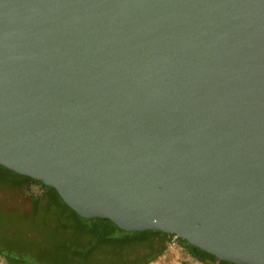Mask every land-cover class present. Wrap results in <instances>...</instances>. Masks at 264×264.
<instances>
[{
  "label": "water",
  "instance_id": "95a60500",
  "mask_svg": "<svg viewBox=\"0 0 264 264\" xmlns=\"http://www.w3.org/2000/svg\"><path fill=\"white\" fill-rule=\"evenodd\" d=\"M0 166L264 264V0H0Z\"/></svg>",
  "mask_w": 264,
  "mask_h": 264
},
{
  "label": "trees",
  "instance_id": "16d2710c",
  "mask_svg": "<svg viewBox=\"0 0 264 264\" xmlns=\"http://www.w3.org/2000/svg\"><path fill=\"white\" fill-rule=\"evenodd\" d=\"M28 182L42 184L0 166V219L5 214L19 211L23 229L29 226L36 233L43 224L64 233L67 242L56 250L60 258L52 253L50 264H149L164 253L169 235L160 231L126 232L109 220L81 218L60 199L55 189L43 184L46 193L30 199L32 208L26 214L20 207L15 208L14 200L23 193ZM24 242L28 244L26 240ZM180 242L188 255L200 264H233L181 239ZM3 250L5 248L0 242V256L8 264H44L43 259L30 255L27 249L20 251L28 254L26 259Z\"/></svg>",
  "mask_w": 264,
  "mask_h": 264
},
{
  "label": "rangeland",
  "instance_id": "374dc122",
  "mask_svg": "<svg viewBox=\"0 0 264 264\" xmlns=\"http://www.w3.org/2000/svg\"><path fill=\"white\" fill-rule=\"evenodd\" d=\"M45 193L46 188L42 184L28 182L23 193L18 194V198H15L14 206L15 208L20 207L23 212L28 214L32 208L30 199L38 198ZM22 221L19 211L5 214L0 219V242L5 248L4 252L23 258L26 255V258H29L27 254L29 253L34 255L35 258L43 259L44 264H50L53 254L57 259L60 258L56 250L57 247L67 242V237L64 233L56 231L55 227L53 230L43 224L35 233L29 226H25V229H23L21 227ZM21 239H25L28 244ZM25 249L28 250L26 254L20 253V251H25ZM158 259L165 263L200 264L188 255L181 242L177 245H172L170 237L167 238L164 253L156 260ZM54 260L56 259L54 258ZM0 264H8V262L0 256Z\"/></svg>",
  "mask_w": 264,
  "mask_h": 264
},
{
  "label": "built area",
  "instance_id": "2783aa9c",
  "mask_svg": "<svg viewBox=\"0 0 264 264\" xmlns=\"http://www.w3.org/2000/svg\"><path fill=\"white\" fill-rule=\"evenodd\" d=\"M170 239H171V243L172 245H177L180 243V238L176 235H169Z\"/></svg>",
  "mask_w": 264,
  "mask_h": 264
},
{
  "label": "crops",
  "instance_id": "0c3cea01",
  "mask_svg": "<svg viewBox=\"0 0 264 264\" xmlns=\"http://www.w3.org/2000/svg\"><path fill=\"white\" fill-rule=\"evenodd\" d=\"M149 264H175V263H173V262L165 263V262L160 261V259H158V260H154L153 262H151Z\"/></svg>",
  "mask_w": 264,
  "mask_h": 264
}]
</instances>
